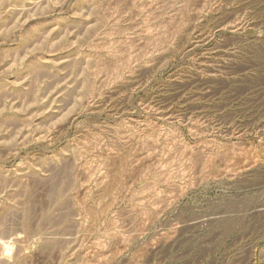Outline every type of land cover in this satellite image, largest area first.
Listing matches in <instances>:
<instances>
[{"label": "rangeland", "instance_id": "1", "mask_svg": "<svg viewBox=\"0 0 264 264\" xmlns=\"http://www.w3.org/2000/svg\"><path fill=\"white\" fill-rule=\"evenodd\" d=\"M0 264H264V0H0Z\"/></svg>", "mask_w": 264, "mask_h": 264}]
</instances>
